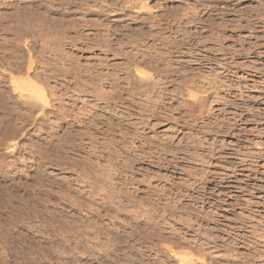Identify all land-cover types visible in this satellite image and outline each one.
<instances>
[{
	"label": "rangeland",
	"instance_id": "374dc122",
	"mask_svg": "<svg viewBox=\"0 0 264 264\" xmlns=\"http://www.w3.org/2000/svg\"><path fill=\"white\" fill-rule=\"evenodd\" d=\"M0 26V264H264V0H0Z\"/></svg>",
	"mask_w": 264,
	"mask_h": 264
},
{
	"label": "bare ground",
	"instance_id": "6f19581e",
	"mask_svg": "<svg viewBox=\"0 0 264 264\" xmlns=\"http://www.w3.org/2000/svg\"><path fill=\"white\" fill-rule=\"evenodd\" d=\"M21 9V8H20ZM25 9V8H24ZM27 9V8H26ZM26 9H25V11H23L22 10V12H19L20 13V15L17 13V15H19V16H17V17H15V19H13L12 17V19L14 20L13 22L15 23V25H16V27L14 26V28H13V32H15V31H19L20 32V34L18 35V36H20V37H18V38H21V40L23 39V38H25L24 36L25 35H33V37L35 36H37L38 34H40L41 32V27L39 26V24H37V22H38V18L40 19L41 17H37L36 15V13L34 12V14L31 12V11H33V10H31L30 9V11H28V9H27V11H26ZM18 10H19V8H18ZM37 11V10H36ZM36 14V15H35ZM39 16V15H38ZM40 20H42V18L40 19ZM46 21V20H45ZM40 22H42V21H40ZM39 22V23H40ZM44 23V21L42 22V24H41V26L43 27V25H45V24H43ZM46 23V22H45ZM18 24V25H17ZM49 24H50V22H49ZM10 25V24H9ZM12 25V24H11ZM14 25V24H13ZM13 25H12V27H13ZM47 25H48V23H47ZM37 26L38 27H40L38 30L36 29L37 28ZM50 26V25H49ZM51 26H52V24H51ZM1 27V26H0ZM45 27V26H44ZM43 27V28H44ZM5 28V27H4ZM8 28V27H7ZM11 28V26L8 28V29H10ZM42 28V29H43ZM49 29L48 28V26L47 27H45V29ZM52 28V27H51ZM6 29V28H5ZM10 30H12V29H10ZM8 31V30H7ZM46 31V30H45ZM48 31V30H47ZM50 32H51V30H49ZM12 32V33H13ZM19 32H17V33H19ZM56 32V31H55ZM16 34V33H15ZM14 34V35H15ZM52 34V33H51ZM58 35H59V33H57ZM39 36H42V34H40ZM27 37V36H26ZM34 37V38H35ZM38 37V36H37ZM16 38V37H15ZM14 38V39H15ZM17 38V39H18ZM33 38V39H34ZM13 39V40H14ZM38 39V38H37ZM36 39V40H37ZM25 40H26V38H25ZM28 40V39H27ZM19 41H20V39H19ZM55 41V40H54ZM11 42V41H10ZM36 42V41H35ZM6 43H8V40L6 41ZM13 43H14V41H13ZM17 43V42H16ZM25 46H26V50H27V60H26V62H25V69H20V73H25V75L27 76V78H19L18 77V75H17V77H15L14 75H11V73H10V75H9V82H10V84L13 86V91H14V93L15 92H17L18 93V96H19V98H21V99H23V105H25V107H27V110H29V111H31V112H33V111H36L37 113H39V114H42L44 111H45V109L48 107V105L50 104V95L52 96L54 93L52 92L51 94H48L47 93V91L45 90V88H43V86L41 85V83L42 82H44V81H47V79L49 80V77L51 78V76H47V77H45L44 76V74L43 73H40L39 72V70L37 69V66H38V62H37V60H35V54L36 53H34L35 52V50L37 49V42L36 43H30V42H27V41H25ZM8 45H9V43H8ZM16 46V45H15ZM19 46V45H18ZM13 47H14V45H13ZM58 47V46H57ZM7 49V48H6ZM45 49V48H44ZM12 50V49H11ZM5 52V51H4ZM56 52V51H55ZM58 52H60V51H58ZM37 58H39V57H37ZM39 61V60H38ZM61 62V61H60ZM63 62V61H62ZM52 63V62H51ZM139 64L138 65H136L137 66V68L135 69L136 70V73H137V76H138V78H137V88L139 89V88H143V86H144V84L146 83L147 85H145V86H147V90L146 91H148V88H150L151 86H152V84H154L153 82L152 83H149V82H151V81H153L152 79H151V77H150V75L149 74H146V72L145 71H142V69H140L139 67L141 66V64H140V62H138ZM141 63H142V61H141ZM145 63H146V61H145ZM24 64V63H23ZM40 64V63H39ZM63 64V63H62ZM65 64V63H64ZM142 64H144V63H142ZM148 64V63H147ZM19 65V64H18ZM22 65V64H21ZM54 65V64H53ZM51 66V65H50ZM135 66V67H136ZM21 67V66H20ZM24 67V66H23ZM22 68V67H21ZM72 68V67H71ZM4 69V68H3ZM80 69V68H79ZM44 70V69H43ZM49 71H50V69H48ZM134 70V71H135ZM55 71V70H54ZM58 71V70H57ZM60 71V70H59ZM3 72V71H2ZM7 72V71H6ZM6 72H3V73H6ZM39 72V73H38ZM45 73V72H44ZM46 74V73H45ZM64 74V73H63ZM66 74V73H65ZM6 75V74H5ZM24 75V74H23ZM22 77V76H21ZM6 78V77H5ZM136 80V79H135ZM116 81V80H115ZM49 82V81H48ZM103 82V81H102ZM46 83V82H45ZM133 84V83H132ZM131 84V85H132ZM156 86V85H155ZM115 87V86H114ZM132 87V86H131ZM133 87H134V85H133ZM143 90V89H142ZM98 91V90H97ZM151 95V94H150ZM117 97V96H116ZM18 99V98H17ZM16 101V100H15ZM195 101V100H194ZM22 103H20V104H22ZM201 103V102H200ZM10 104V103H9ZM22 105V106H23ZM20 107H21V105H19ZM200 106V105H199ZM24 107V106H23ZM86 107V106H85ZM22 108V107H21ZM201 109V108H200ZM199 109V110H200ZM201 113H203L202 112V110H201ZM45 114V113H44ZM152 114V113H151ZM34 115V114H33ZM26 116H27V114H26ZM24 116H23V114H21V113H14L13 114V119L16 121L17 119H21V118H23ZM28 117V116H27ZM34 118V117H33ZM18 121V120H17ZM15 149V148H14ZM115 173V172H114ZM87 174V173H86ZM112 176V175H111ZM107 179H109V178H107ZM112 179V178H111ZM91 181V180H90ZM114 182V181H113ZM114 188V187H113ZM115 191V190H114ZM187 258V257H186ZM186 258H184V259H182L181 260V262H183L184 261V264H192V262H193V260L191 259V258H193V257H191L190 259L189 258H187V259H189L188 260V262H185L187 259Z\"/></svg>",
	"mask_w": 264,
	"mask_h": 264
}]
</instances>
